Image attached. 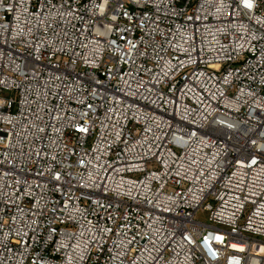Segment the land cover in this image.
Segmentation results:
<instances>
[{"label":"built area","instance_id":"1","mask_svg":"<svg viewBox=\"0 0 264 264\" xmlns=\"http://www.w3.org/2000/svg\"><path fill=\"white\" fill-rule=\"evenodd\" d=\"M0 264H264V0H0Z\"/></svg>","mask_w":264,"mask_h":264},{"label":"rangeland","instance_id":"2","mask_svg":"<svg viewBox=\"0 0 264 264\" xmlns=\"http://www.w3.org/2000/svg\"><path fill=\"white\" fill-rule=\"evenodd\" d=\"M198 218L202 221H208V214L201 211L198 213Z\"/></svg>","mask_w":264,"mask_h":264}]
</instances>
